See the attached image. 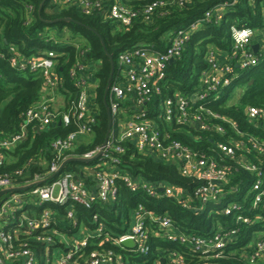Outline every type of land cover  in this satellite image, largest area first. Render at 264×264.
I'll list each match as a JSON object with an SVG mask.
<instances>
[{
  "label": "built area",
  "instance_id": "2783aa9c",
  "mask_svg": "<svg viewBox=\"0 0 264 264\" xmlns=\"http://www.w3.org/2000/svg\"><path fill=\"white\" fill-rule=\"evenodd\" d=\"M72 1L81 7L84 14L99 13L123 27L132 25L141 17L150 20L155 14H164L163 11L171 6L186 7L194 2L154 0L141 9H133L120 0H66L68 3ZM245 3L252 8L261 6L262 24L253 26L230 23L228 30L232 49L225 60H219L218 47L209 45L206 54L209 67L201 73L199 88L191 94L176 92L161 102L158 116L167 124L188 125L194 130L213 131L222 137H226L229 130L235 133V136L228 135L227 142L217 140L212 154L193 151L180 140L172 138L167 129H162L150 117L149 105L154 104L155 96L161 94L159 81L167 66L171 60L182 56L193 34L208 26H220L229 15L240 18L239 8ZM27 11L29 23L34 17V7L28 5ZM255 45H258L257 50L254 49ZM8 52V61L13 69L42 73L44 96L26 110L19 131L0 141V166L7 159L3 150L24 141L30 127L41 129L59 122L66 126L74 124L76 130L51 143L57 155L45 173H35L31 179L20 184L16 182L15 176H24L23 169L16 170L14 174L0 175V191L14 189L0 197V264L14 261L19 264L38 263L36 250L30 244L16 246L20 234L32 237L37 243H45L48 261L52 258L54 264H128L125 252L130 253V257L134 254L150 255L151 236L156 228L159 232H155L156 235L185 245L191 254L205 261L219 260L234 253L228 252L227 247L237 240L236 236L242 227L260 221L264 227V138L253 132L242 131L231 118L208 106V103L220 99L222 90L238 77V69L256 65L264 57V0H213L212 5L197 19L173 33L165 50L139 45L122 51L117 59L119 75L107 94L111 112V128L107 140L101 147L81 156L93 158L101 152L98 158L84 163L88 165L79 172L65 170L67 164H62L71 158L70 155L66 156V151L74 147L80 136L90 135L97 124V115L91 105L98 81L85 63L77 62L69 71L76 97L68 110H60L55 103L57 94H61L59 90L63 82L55 68L57 57L62 53L50 50L42 56L25 57L15 45H9ZM245 113L254 127L264 128V107L247 105ZM129 143L139 153L176 165L183 176L197 181L193 199L200 206L192 205L191 195L183 187L163 182L153 183L141 176L135 177L121 171L118 167L123 165L122 155L127 152ZM252 153L255 154V160ZM240 171L253 177L245 182L248 187L245 191L239 188L243 180L237 185H229L232 177ZM119 182L132 192L142 189L153 197H175L184 208L194 207L197 211L208 203L220 204L229 194H235V197L239 196V191L245 194L242 200L231 199L217 210L229 217L232 225L219 224L211 235L179 231L170 216L155 213L142 203L135 210L129 230L117 236L106 231L102 223L95 230L81 224L79 230L73 232L62 231L56 226L58 219L54 205H69L66 218L76 227L78 219L73 205L79 204L91 209L94 204L115 202L120 193ZM94 220H98L97 215ZM150 224H155L152 232ZM94 239L98 240V247L89 250ZM126 240H131L133 246H126ZM108 242L121 252L106 247L105 243ZM251 247L252 250L245 255L249 263L264 264V229L255 234ZM161 251L152 264H187L186 253Z\"/></svg>",
  "mask_w": 264,
  "mask_h": 264
},
{
  "label": "trees",
  "instance_id": "16d2710c",
  "mask_svg": "<svg viewBox=\"0 0 264 264\" xmlns=\"http://www.w3.org/2000/svg\"><path fill=\"white\" fill-rule=\"evenodd\" d=\"M123 4L141 9L154 0H120ZM213 0H194L186 7L171 6L164 10V14H155L150 20L137 19L132 25L123 27L117 23L105 19L102 14L94 13L86 15L81 7L72 1L66 0H0V141L11 137L19 131L26 110L43 99L44 78L41 72L18 71L13 69L8 61L9 45H15L18 51L25 57L42 56L46 51L62 53L57 57L56 73L62 77V85L59 92L64 96L65 103L60 110H68L76 97V89L69 76V71L77 63H85L88 71L93 73L94 79L99 83L95 95L92 97L91 108L97 115V124L90 135L80 136L74 147L66 151V156L81 157L102 146L108 135L110 115L104 101L105 91L111 74L112 56L115 70L110 86L119 75L118 56L124 50H130L139 45H150L157 50H165L170 44V38L175 31L184 28L197 19L203 11L211 6ZM246 4V3H245ZM240 5V15H229L222 24L208 26L194 33L185 46L179 59L171 62L159 81L161 94L155 96L154 104H150V117L162 128L167 129L172 138L180 140L193 151L212 154L215 151L217 140L227 142L228 135H234L231 130L226 137H222L213 131H197L188 125H170L162 120L160 105L167 97L174 93L191 94L199 88L200 76L203 70L209 67L206 54L209 45H214L221 50L230 52L232 40L228 25L232 22L246 23L260 26L263 22L261 6L252 8L249 5ZM34 7V17L28 21L27 6ZM245 17V18H243ZM63 18H71L65 21ZM69 35V36H67ZM103 40V42H102ZM238 77L222 92L220 99L208 103V106L235 121L242 131L253 132L264 138V128H256L248 120L245 113L247 105L264 107V57H261L256 65L247 69H238ZM109 86V88H110ZM235 90L240 92L238 101L232 100ZM109 106V98L107 97ZM76 130L74 124L64 125L59 122L51 123L44 128L30 127L27 138L11 147L3 150L5 163L0 166V175L14 174L16 170L23 169L24 176H15L18 184L31 179L35 173L42 174L48 165L56 157L57 152L51 147V143L58 138L66 137L71 131ZM255 160V154L252 153ZM42 162V164H41ZM98 162V161H95ZM93 162V163H95ZM92 163V164H93ZM121 171L131 173L133 176H141L146 181L153 183H168L183 187L187 194L191 195L192 205L200 206L194 198L193 191L198 185L197 181L183 176L178 167L173 164L161 162L154 157L139 153L132 144H127V152L122 155ZM84 164L78 161H69L65 170L82 171ZM251 174L240 171L231 179L230 186L239 184L243 191L247 190L245 182L251 180ZM118 199L112 203L94 204L91 209H86L79 204L73 205L78 225L74 227L66 218L69 205H54L57 216V227L62 231L73 232L79 230L81 224L95 230L102 223L106 231L119 235L127 232L134 221L135 210L140 203L155 213L168 215L179 231H186L202 235H211L219 224L232 225L229 217L217 212L231 199L242 200V191L239 196L229 194L228 198L220 204L208 203L199 211L184 208L175 197H153L140 189L136 192L129 190L122 182ZM189 196V195H188ZM41 211L39 210V213ZM32 212L30 211L29 214ZM38 213V215H39ZM98 220H94V216ZM262 221L250 226L242 227L237 240L227 247L228 252L234 251L228 257L219 260H200L190 253L189 248L183 244L169 241L159 234L155 224L151 225L152 252L149 256H139L125 252V260L128 264H152L161 253V250L170 252L173 250L186 253L187 264H215L227 263L250 264L245 257L251 250V243L255 234L264 229ZM27 235H19L15 242L17 247L28 243L36 250L37 264H54L52 258L48 261L46 255L47 245L37 243ZM98 240L91 241L89 250L98 247ZM108 248L120 253V249L108 242ZM158 248V249H157ZM244 252V253H243ZM145 261L147 263H145ZM6 264H19V262H7Z\"/></svg>",
  "mask_w": 264,
  "mask_h": 264
},
{
  "label": "water",
  "instance_id": "95a60500",
  "mask_svg": "<svg viewBox=\"0 0 264 264\" xmlns=\"http://www.w3.org/2000/svg\"><path fill=\"white\" fill-rule=\"evenodd\" d=\"M63 19H64L65 21H70V20H71V18H63ZM102 42H103V40H102ZM103 43H104V42H103ZM254 49L257 50V49H258V45H255V46H254ZM107 55H108L109 58L111 59L112 67H111V74H110V77H109V83H108V86H107V89H106V91H105V95H104V101H105V105H106V107H107L108 113H109V115H110V117H111L110 108H109L108 103H107V94H108V90H109L110 83H111L112 78H113V74H114V70H115V65H114V61H113L112 56H111L108 52H107ZM171 62H173V61L171 60ZM110 128H111V118H110L109 130H110ZM108 132H109V131H108ZM107 137H108V135L106 136V139H105L104 142H106ZM100 155H101V152H98L93 158L71 157V158H69L67 161H65V162L62 164V166H65L69 161H78V162H82V163H88V162L92 161L93 159L98 158ZM24 188H26V187H23V189H24ZM20 189H21V188H18L17 190H20ZM11 190H14V189H4V190L0 191V197H1L2 194L7 193V192H9V191H11ZM124 244H125L126 246H133V242H132L131 240H126V241H124Z\"/></svg>",
  "mask_w": 264,
  "mask_h": 264
},
{
  "label": "rangeland",
  "instance_id": "374dc122",
  "mask_svg": "<svg viewBox=\"0 0 264 264\" xmlns=\"http://www.w3.org/2000/svg\"><path fill=\"white\" fill-rule=\"evenodd\" d=\"M67 36H69V35H67ZM239 95H240V92L238 90H235L231 99L232 100H237ZM57 97H58V102H56V104H55L56 108L57 107H62L64 105V103H65V100H64L65 98L59 93L57 94Z\"/></svg>",
  "mask_w": 264,
  "mask_h": 264
},
{
  "label": "crops",
  "instance_id": "0c3cea01",
  "mask_svg": "<svg viewBox=\"0 0 264 264\" xmlns=\"http://www.w3.org/2000/svg\"><path fill=\"white\" fill-rule=\"evenodd\" d=\"M227 53L228 52H226V51H224V50H221V49H219L218 50V52H217V55H218V58H219V60L221 61V62H223L224 60H225V56L227 55ZM240 96V95H239ZM236 101H238V98H237V100ZM57 102H58V97H57ZM56 104V103H55ZM56 106V105H55ZM59 108H61V107H59Z\"/></svg>",
  "mask_w": 264,
  "mask_h": 264
}]
</instances>
